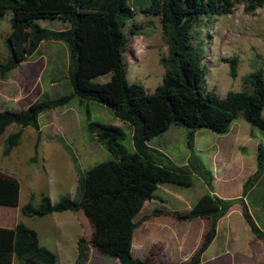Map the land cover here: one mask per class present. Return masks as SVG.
I'll return each mask as SVG.
<instances>
[{"label": "trees", "instance_id": "trees-1", "mask_svg": "<svg viewBox=\"0 0 264 264\" xmlns=\"http://www.w3.org/2000/svg\"><path fill=\"white\" fill-rule=\"evenodd\" d=\"M245 12L252 14L264 8V0H239ZM148 8L159 17L167 56L161 60L164 75L152 93L127 80L124 54L129 35L139 25L133 21L135 6ZM134 7V8H133ZM229 0H0V18L11 12L8 35L9 58L0 62V79L27 61L43 41L62 42L68 49V80L72 94L54 99H37L21 111H0V136L10 126L19 130L5 141L3 155L20 144L22 130H35L44 111L65 106L71 99L96 102L110 109L113 116L132 130L134 152L123 146L122 129L90 122L87 113L86 132L112 156L78 173L75 198L61 197L52 203L41 196L38 205L33 196L20 208L23 216L41 218L52 213L71 211L82 214L90 228L78 239L75 264H87L89 248L94 247L119 264H200L202 256L217 234L218 221L236 204L256 240L264 241L245 204L248 192L264 171V142L257 146V169L242 186V198L224 199L214 193L211 172L196 157L176 167L162 161L164 155L148 142L170 127L185 128L187 147L193 149L194 134L206 129L226 135L237 115L241 114L264 137V72L258 70L243 78L244 90L230 92L225 98L202 89L204 69L199 50L193 45V30L202 17L230 14ZM67 22L63 30H49L35 23L36 18ZM61 17V18H60ZM110 74L105 83H95L97 76ZM231 74L236 76L235 64ZM198 174L207 192L187 211H170L179 220L207 218L209 226L200 248L187 262L166 263L163 245L153 246L145 260L132 256L135 218L146 201L155 199L160 184L189 188L192 175ZM18 180L0 170V208H15L19 201ZM153 214L164 211L154 209ZM0 264H58L56 255L39 244L37 233L19 223L13 229L0 228Z\"/></svg>", "mask_w": 264, "mask_h": 264}, {"label": "rangeland", "instance_id": "rangeland-1", "mask_svg": "<svg viewBox=\"0 0 264 264\" xmlns=\"http://www.w3.org/2000/svg\"><path fill=\"white\" fill-rule=\"evenodd\" d=\"M229 1L233 3L231 13L202 17L194 27L192 40L193 45L199 50L201 65L204 69L202 89L205 92L212 91L220 98H225L230 92L243 91L242 81L245 76L258 70L264 72V8H258L254 13L249 14L245 12L244 4L239 0ZM139 5L135 6L133 18V21L139 25L136 34L129 35V29H132L130 23L124 29L128 37L124 54L126 77L130 84L140 85L148 93H152L161 83L164 75L161 60L167 56V47L162 39L159 17L144 6L140 9ZM10 19L11 12H7L3 18H0V62L6 61L11 55L7 41L10 33ZM34 21L49 30L59 31L68 26L67 22L58 19L39 17ZM43 49L44 47L22 63L11 75L12 83L21 85L23 104L29 105L36 100L37 96V99H54L72 94L73 90L68 80L69 62L66 45L57 42L53 55L51 54L49 58L44 56L47 58L44 69L45 62L40 57ZM56 64L58 67H54ZM234 64L235 77L231 74V67ZM52 78L55 79L50 85L49 81ZM110 78V74H104L94 78L93 82L101 84L108 82ZM39 93L44 94L40 96ZM1 104H4L1 111L22 110L21 104L8 100L2 101ZM87 113L90 122L122 129L123 146L128 152H134L131 128L116 119L110 109L105 106L91 101L80 104L76 97L65 106L40 114L39 141L34 129L24 128L20 144L8 156H4L6 138L19 130L16 126L8 127L0 136V164L6 168L8 174L13 173L20 189L19 207L3 208L4 211L9 210L14 214L8 226L19 222L31 225L37 221V218L21 215L19 209L30 200L32 195L34 205L39 204L43 195L48 196L53 203L64 196L75 198L76 185H78L75 168L58 142L65 143L68 151L75 156L79 172L112 159L105 148L87 134ZM194 138L195 145L190 151L187 147L186 129L172 126L164 134L150 140L148 145L164 155L163 162L167 159L176 167L187 165L192 156H196L211 172L215 179L213 184L220 195H240L244 176L251 169H257V146L259 142H264L262 132L251 128L243 116L238 114L228 134L217 135L209 130L201 129L195 132ZM33 146L37 150L36 154H34ZM60 150L63 154L55 156L54 152ZM206 192L207 188L202 178L198 174H193L192 185L189 188L160 184L155 195L164 200V204L169 208L187 211ZM238 198H242V194ZM235 205L241 207L240 203ZM236 217L235 214L231 219ZM44 226L48 229L50 224ZM236 226L237 233L242 237L244 235L242 227L238 224ZM246 228L248 229V225ZM84 234L87 232L85 231ZM227 235V223L222 221L217 226V238L211 251L222 246ZM74 238L73 233L69 250L61 256L58 254V264H75L77 251ZM48 246L51 248V245L48 244ZM91 259L93 262L111 260L103 253L102 260L95 257Z\"/></svg>", "mask_w": 264, "mask_h": 264}, {"label": "crops", "instance_id": "crops-1", "mask_svg": "<svg viewBox=\"0 0 264 264\" xmlns=\"http://www.w3.org/2000/svg\"><path fill=\"white\" fill-rule=\"evenodd\" d=\"M56 44L57 42L54 41H43L39 45L37 51L33 54L35 55L37 52H39V50H41V48L44 47V49L41 51L40 56L44 59L45 62L43 65V69L44 66H46L45 64L47 61V58H45L44 56L49 58L51 54L53 55L52 52L53 49H55ZM53 62L56 61L53 60ZM21 65L22 63L17 68L11 70L10 74L5 80L0 79V109L4 106V104H1L4 100L21 104L22 110L23 107L26 108L28 106L27 104L22 103L23 97L21 85L19 83H12L11 81L12 73ZM54 67H58L57 64ZM54 79L52 78L51 81H49L50 85L53 84ZM38 95H40V93ZM58 143L62 150L69 156L72 166L74 165L76 172V180H78L79 169L77 159L74 155L71 154V152L68 151L65 143ZM193 145H195V138L193 141ZM61 152V150L59 152L56 151L54 152L56 155H54L57 156L59 154H63ZM36 153L37 150H35L34 147V154ZM0 170L6 173L8 172L6 168H4V166H2L1 164ZM255 171V168L248 171L247 174L244 176L242 183H244L250 175L254 174ZM11 175H13V173H11ZM214 180L215 179L213 178V182ZM213 188L214 193L218 197L224 199L238 198L242 194L241 189L240 195L223 196L218 193L215 184H213ZM155 197V199L146 201L144 203L140 213L135 218L137 226L134 230L133 235L131 248L132 256L136 259L145 260L148 258L153 246L161 243L163 245V251L161 255L166 263H178L189 261L193 254L200 248L203 242L204 235L208 230L209 220L207 218H197L194 220H179L169 213L170 211L177 210L169 208L164 204V200L157 197L156 195ZM244 200L248 211L251 213L250 215L254 216L253 218L256 225L259 229L264 231V171L261 173L257 182L250 189L247 194V197ZM17 207H19V205ZM3 208L15 209L7 207L0 208V228L13 229L16 225L22 223L26 227L33 229L38 235L39 244L42 247L53 252L57 257V262L58 254L61 256L62 254L66 253L67 250H69V244L72 241L71 235L73 233L75 235L74 241L76 243L77 256L78 239L84 235L85 231L87 232V234L90 232V228L85 217L82 214H74L71 211L52 213L50 215L37 218V221H35V223H32L31 225H28L24 222H19L16 224H12V226H8V223H10V219L13 218L14 214L9 210L4 211ZM154 209H159L164 212L162 214H153L152 211ZM235 214L237 215V217L231 219L232 216ZM222 221H226L228 229V235L224 238L223 241L224 244L222 246H218L217 248L211 251V249L213 248V244L217 238L216 234L214 241L204 252L200 264H264V241L256 240L250 233L249 227L248 229L246 228L247 224L242 216L241 207H238L237 205L233 206L230 212L218 221L217 226ZM49 224L50 227L48 229H45L44 225ZM236 224H238L239 227H242V230L244 232V235L242 237H240L237 233ZM48 244L51 245V248H49ZM101 254L102 253L99 252L96 248L90 247L89 260L87 264H119L117 259L110 257L109 258L111 260H109L108 262L92 261L91 258L93 257L102 260Z\"/></svg>", "mask_w": 264, "mask_h": 264}]
</instances>
